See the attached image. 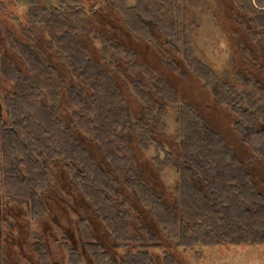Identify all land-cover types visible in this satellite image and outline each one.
<instances>
[{"label": "flooded vegetation", "instance_id": "1", "mask_svg": "<svg viewBox=\"0 0 264 264\" xmlns=\"http://www.w3.org/2000/svg\"><path fill=\"white\" fill-rule=\"evenodd\" d=\"M123 3L125 10L106 0L83 1L81 6L53 3L48 9L31 12L22 3L0 9V55L22 71L19 76H0V264H94L102 250L86 249L90 237L83 233L86 224L97 248L103 246L114 259L123 253L115 250L117 236L108 232L82 194L83 161L86 155L100 160V146L107 141L102 136L111 133V126L114 130L120 127L127 143L123 149L130 151L133 160L130 169L119 172L131 175L132 183L145 192L158 195L167 209L161 217L164 222L172 209L168 207L176 202L180 176L166 163L167 154L178 152L180 140L192 129L183 131L179 124L183 107L198 117L199 128L215 133L240 158L251 157L248 105L224 95L225 87L216 88L213 79L218 76L240 90H245L247 83L257 84L262 100L251 114L264 108V0ZM193 8L211 16L234 44L232 57L220 67L203 60L198 52ZM126 10L145 12L147 25L153 24L150 16H156L163 25L160 31L151 26L159 34L158 40L134 35L139 24L132 20V28L126 24L122 16ZM63 22L71 27H55ZM77 27L84 28L85 34L87 29L91 31L88 35L77 33L74 47L88 53L99 64L100 73L24 71L20 48H30L39 61H53L62 68L52 52L58 47L54 31L66 33ZM188 84L205 92L204 98L199 99ZM216 113L226 114V126L216 119ZM172 124L173 134L168 132ZM167 169L177 175L173 185L161 180ZM251 172L257 181L262 180L261 166H251ZM118 190L126 201L117 210L129 213V226L148 232L153 228L162 244L158 249L133 250L136 264H186L185 256L191 250L199 257L200 245H180L181 235L167 231L163 223L158 230L149 207L140 204L131 190L123 186ZM258 246L264 250V244Z\"/></svg>", "mask_w": 264, "mask_h": 264}, {"label": "trees", "instance_id": "2", "mask_svg": "<svg viewBox=\"0 0 264 264\" xmlns=\"http://www.w3.org/2000/svg\"><path fill=\"white\" fill-rule=\"evenodd\" d=\"M83 1L91 3L93 0H0V9H3L5 5L22 3L27 5L31 12L33 9H48V6L53 3L62 6L70 2L81 6ZM123 1L106 0L114 5L118 3V8L125 10ZM143 1L145 0H141L142 3ZM29 15L31 17V13ZM122 16L128 26L131 24V28L133 21L138 22L139 26L133 29L134 35L158 40L159 34L151 26L154 25L160 31L163 25L156 16H150L154 20L152 25L145 23L147 15L142 10H135L133 14L126 10ZM59 25L65 28L71 24L63 22L55 27ZM84 31V28L79 27L75 31L70 30L66 33L54 31L58 47L52 52L56 59L60 60L62 68H58L53 61L49 64L39 61L41 59L38 55L34 57L30 48H20L18 54L26 58L25 60L22 57L26 67L24 71L44 75L56 72L63 75L68 70L69 72L80 71L83 74L100 73L99 64L94 62L88 53L84 55L79 47H74L73 42L78 41L77 33L85 34ZM90 31L87 29L86 33L89 34ZM76 49L81 54L79 51L76 52ZM48 50L51 53L50 47ZM3 57L0 55V76H19L21 69L15 65V62L5 60ZM199 66L205 67L201 63ZM202 68H199L200 72L203 71ZM213 80L216 88L225 87L222 91L224 95L227 94L238 103L248 105L245 110L249 130L247 140L250 143L251 157L249 159L240 158L233 148L218 138L215 133L208 128H199L198 117H194L183 107L178 115L179 124L183 131L188 127L192 129H189L180 140L178 152L167 154L166 163L172 165L180 176L177 183L176 202L174 206L172 205L173 207H168L172 209L168 211L167 222H164L161 217L167 209L157 198L158 195L151 190L145 192L141 185L132 183L131 175L125 171L119 172L128 167L130 169L133 160L130 151L123 149L127 143L120 127L116 130L113 126L109 127L111 133L105 132L102 136L107 141L100 146L101 153L103 152L100 160H94L86 155L83 161L85 186L82 194L95 208L97 212L95 214L107 226L108 232L117 236L114 238L115 250L123 251V253L116 254V259H114L103 246L97 248L98 244L90 235L92 230L89 224H86L83 233L90 236L87 239L86 249L102 250V252H97L94 264H136L133 257H136L137 253H133V250L162 247L156 230L152 228L148 232L143 229H132L129 226V213L117 210V206H122V201H126L119 193L120 186L131 190L140 204L149 207L158 230L161 231L160 223H163L167 231L180 234L179 244L183 247L264 244V108L259 109L255 115L251 114V109L262 100L256 89L258 85L253 82L247 83L246 89L240 90L237 86L226 85L228 83L218 76H214ZM105 116L113 118L109 115ZM259 121L262 123L257 126L255 123ZM237 129L244 132L241 126ZM254 165L262 167L263 177L260 181H257L251 172V166ZM145 235L150 238L149 241L144 240ZM151 264L155 263L152 261Z\"/></svg>", "mask_w": 264, "mask_h": 264}, {"label": "rangeland", "instance_id": "3", "mask_svg": "<svg viewBox=\"0 0 264 264\" xmlns=\"http://www.w3.org/2000/svg\"><path fill=\"white\" fill-rule=\"evenodd\" d=\"M201 11L195 8L191 10L192 18L198 25L195 28L198 52L203 60L210 64L213 63L215 67H220L232 57L234 44L232 43L231 45L227 40L228 36L221 30L220 24L213 21L212 17L207 13H202ZM189 87L193 88L195 95L199 99L204 98L205 92H202L201 89H196L192 84ZM171 117L173 118L174 116L172 115ZM216 119L222 120L224 126L227 125L225 113H216ZM172 126L173 124L170 127L168 125V132L173 134L175 130L174 126ZM176 179L177 175L173 169H167L161 175V180L165 185H173ZM197 248L199 257L196 258L194 256L196 253L193 250L189 251L185 256L186 259H184L186 264H264V250L263 247L258 245H243L241 247L200 245Z\"/></svg>", "mask_w": 264, "mask_h": 264}]
</instances>
